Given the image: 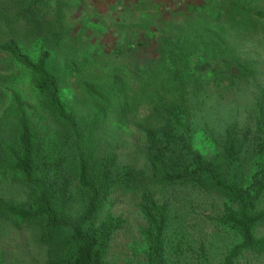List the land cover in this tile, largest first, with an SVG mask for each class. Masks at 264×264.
Here are the masks:
<instances>
[{
    "label": "trees",
    "instance_id": "1",
    "mask_svg": "<svg viewBox=\"0 0 264 264\" xmlns=\"http://www.w3.org/2000/svg\"><path fill=\"white\" fill-rule=\"evenodd\" d=\"M219 1L174 22L162 16L161 30L158 13L148 11L151 16L135 32L138 48H153L144 79L129 84L121 67L85 73L80 107L63 98L65 78L83 72L84 63L77 62L78 45L58 24L60 11L48 19L45 0L0 6V55L35 77L47 117V123L34 118L19 93L9 92L10 105L0 115V230L37 228L40 264H110L118 237L134 227L109 206L117 192L135 197L144 220L135 230L140 248L145 246L144 264H176L170 208L155 190L178 187L224 198L220 219L240 241L222 264L264 262V236L255 234L264 226V83L252 61L236 54L239 42L264 40V12L257 9L260 0ZM38 42L35 59L24 53L21 44L31 49ZM208 68L213 82L237 70L233 78L253 79L257 90L248 119L228 127L214 157L195 147ZM5 92L0 89L1 96ZM112 120L119 126L138 121L147 168L125 163L115 150L108 135ZM137 250L132 254L139 256Z\"/></svg>",
    "mask_w": 264,
    "mask_h": 264
},
{
    "label": "rangeland",
    "instance_id": "2",
    "mask_svg": "<svg viewBox=\"0 0 264 264\" xmlns=\"http://www.w3.org/2000/svg\"><path fill=\"white\" fill-rule=\"evenodd\" d=\"M18 1V0H16ZM219 0H45L48 19H54L57 9L68 37L77 44V62L84 63L82 71L75 78H65L63 98L69 106L82 105L81 83L85 73L96 71L108 73L116 67L122 68V77L131 85L139 86L144 79L148 52L153 48H138L135 32L140 31L150 12L158 13L156 28H165L161 17L174 22L182 13L202 11ZM11 0H0V6L8 7ZM257 9L264 12V0H260ZM174 20V21H173ZM174 24V23H173ZM25 54L35 59L40 50V42L27 48L21 44ZM76 51V50H75ZM238 53L242 61H252L257 78L264 83V40L255 37L247 42H239ZM201 61L205 57L199 58ZM63 71V65L60 67ZM204 92L200 94V110L196 115L195 147L205 156L214 157L221 153L226 131L236 121L247 120L248 110L256 99V86L253 79L244 81L233 78L240 75L223 73L219 81L213 82V71L206 69ZM35 77L23 70L10 58L0 55V89L6 91L0 95V115L10 105V91H16L26 104L30 114L38 116L47 123L42 112L39 94L35 88ZM137 120L125 126L110 121L108 133L110 142H115L125 163L147 168L145 162L146 146ZM156 199L167 202L172 217L171 251L176 264H222L229 249L240 241L239 236L230 227L223 224L224 198L206 193L193 187H178L155 190ZM136 200L131 194L115 193L109 206L117 214H123L131 229L128 234L121 233L112 249L110 264H144L145 258L141 241L135 230L144 224L135 208ZM38 229L27 231L14 230L11 227L0 230V264H40L43 251L39 245ZM131 233V234H130ZM257 237L264 236V226L256 229ZM125 244V245H123ZM137 247L140 255L132 254ZM137 250V251H138ZM179 253V254H178ZM178 260V261H177ZM239 264H264V262L241 261Z\"/></svg>",
    "mask_w": 264,
    "mask_h": 264
}]
</instances>
